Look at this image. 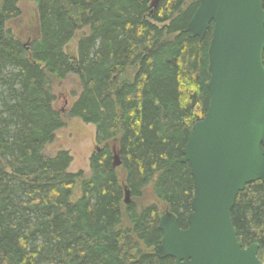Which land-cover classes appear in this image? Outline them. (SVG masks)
<instances>
[{"label":"trees","instance_id":"16d2710c","mask_svg":"<svg viewBox=\"0 0 264 264\" xmlns=\"http://www.w3.org/2000/svg\"><path fill=\"white\" fill-rule=\"evenodd\" d=\"M21 1L0 0V264H175L154 248L164 212L187 228L192 211L183 149L211 77L212 27L203 40L185 31L200 0H34L26 40L8 27ZM70 75L69 114L96 127L88 175L69 170L68 150L46 151L66 125L53 86ZM148 190L163 207L138 204ZM231 218L264 261L263 182L239 193Z\"/></svg>","mask_w":264,"mask_h":264},{"label":"water","instance_id":"95a60500","mask_svg":"<svg viewBox=\"0 0 264 264\" xmlns=\"http://www.w3.org/2000/svg\"><path fill=\"white\" fill-rule=\"evenodd\" d=\"M211 27L210 103L183 149L182 162L194 178L188 227L167 210L159 218L163 237L154 251L175 264H264L259 244L243 247L231 218L239 193L264 183L262 0H200L185 31L203 40ZM113 153L117 168L122 161L115 147ZM130 201L125 187V203Z\"/></svg>","mask_w":264,"mask_h":264},{"label":"rangeland","instance_id":"374dc122","mask_svg":"<svg viewBox=\"0 0 264 264\" xmlns=\"http://www.w3.org/2000/svg\"><path fill=\"white\" fill-rule=\"evenodd\" d=\"M20 8L22 10L21 17L10 22L8 27L16 35L26 40L29 34L35 32L38 18L37 5L34 0H22ZM75 48L76 40L70 43L68 50L72 51ZM79 92V79L75 75H70L65 80L54 83V106L62 113L66 125L56 132L55 141L47 146L46 151L48 154H54L58 150H68L72 157L69 170L71 172L82 170L88 175L90 173V157L97 150L98 142L95 125L87 124L78 118L71 117L69 114V110ZM137 201L140 205L158 203L163 207V203L158 202L150 190L146 191L143 197L137 199Z\"/></svg>","mask_w":264,"mask_h":264},{"label":"flooded vegetation","instance_id":"af4514ba","mask_svg":"<svg viewBox=\"0 0 264 264\" xmlns=\"http://www.w3.org/2000/svg\"><path fill=\"white\" fill-rule=\"evenodd\" d=\"M97 149H98V146H97Z\"/></svg>","mask_w":264,"mask_h":264}]
</instances>
